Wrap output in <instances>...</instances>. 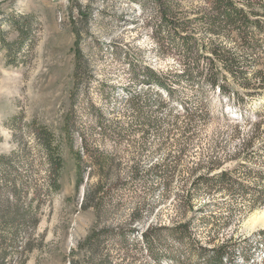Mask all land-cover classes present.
I'll use <instances>...</instances> for the list:
<instances>
[{
  "label": "rangeland",
  "instance_id": "374dc122",
  "mask_svg": "<svg viewBox=\"0 0 264 264\" xmlns=\"http://www.w3.org/2000/svg\"><path fill=\"white\" fill-rule=\"evenodd\" d=\"M257 1L264 4V0ZM184 2L190 17V10L203 5L198 0ZM258 8L262 10L264 5ZM80 11L90 13V17L85 19ZM23 14L32 17L29 39L20 48L13 19L19 20ZM1 15L6 17L0 21V37L8 47L0 43V154L28 153L31 165L22 172L23 178L16 179V192L0 187V264H155L132 234L123 247L104 237L93 251L85 247L86 239L93 231H101L104 236L111 230L130 229L137 234L154 226L193 218L196 221L210 213L228 215L230 222L213 235L208 233L210 225L195 226L196 236L204 245L210 247L232 237L235 240L229 243L226 264H264V238L257 234L262 229L246 227L249 216L264 208V202L240 207L239 193H212L195 199L193 209L184 218L180 206L187 199L195 173H205L211 159L233 168L246 154H251L252 162H256L252 167L256 170L252 175L254 193L264 199V80H256L250 88L251 103L242 109L248 112L246 119L240 118L239 108L220 96L214 99V114L223 108L229 121L215 114L189 138L179 130L169 136L165 132L166 121L157 130L141 132L127 125V88L163 95L159 89L132 82L129 60L157 72L176 68L171 58L157 55L151 27L144 23L148 11L140 10L132 0H0ZM76 43L86 64L81 66L79 79ZM226 44L234 47L231 42ZM256 67L264 75L263 54L258 56ZM192 90V86L184 85L181 98L188 101ZM240 91L244 94V90ZM92 107L98 113L118 118L129 128L127 135L118 140L99 134ZM32 122L36 127L46 125L59 144L63 167L56 191L46 192L43 188L45 157L30 133ZM83 137L92 149L113 155L115 166L109 173L108 186L129 179L134 164L146 170L167 154L180 155L179 172L164 197L159 195L158 182L151 177L146 187L139 182L118 187L106 207L107 215L98 218L92 207H81L84 191L99 180L83 157V182L78 184L76 153L82 150ZM195 168L198 169L194 173ZM205 202L209 208L198 210ZM136 208L143 222L133 221ZM16 211L30 217V221L23 224L17 220L12 225L1 222ZM209 240L214 244L207 243ZM167 247L177 248L171 240ZM245 249L249 259L244 257Z\"/></svg>",
  "mask_w": 264,
  "mask_h": 264
},
{
  "label": "trees",
  "instance_id": "16d2710c",
  "mask_svg": "<svg viewBox=\"0 0 264 264\" xmlns=\"http://www.w3.org/2000/svg\"><path fill=\"white\" fill-rule=\"evenodd\" d=\"M132 1L138 4L140 10L149 13L144 23L151 27L157 55L171 58L175 61L176 68L167 72H157L149 67H142L138 61L129 60L128 72L132 82L140 83L144 87L146 85L149 89H159L163 96L137 91L132 87L127 88L125 97L129 108L127 125L139 128L138 130L143 132L147 129L157 130L158 126L166 121L168 128L165 132L169 136L179 130L185 136L189 135L187 136L189 138L197 127L205 125L216 115L225 121L231 119L223 108L214 114V99L220 96L231 101L233 107L239 108L240 118L246 119L248 112L242 109L251 103L250 96L253 91L250 88L256 85V80H264L261 69L256 67L258 56L264 55V8L263 11L258 8L264 4L260 5L257 0H198L202 1L203 5L196 7L194 11L190 10L193 12V16L190 17L189 11L185 10L188 6L184 0ZM79 13L85 19L90 17V13L83 11ZM5 17L1 15L0 21ZM19 17V20H13L16 21L14 24L18 31V45L21 48L29 39L32 16L23 14ZM196 23H199V26L195 25ZM76 35L79 36V33L76 32ZM226 42L233 43L234 47L227 46ZM0 43L8 47L3 37H0ZM75 57L78 60L76 74L78 72L79 79L83 73L81 66L84 67L86 64L78 44ZM184 85L193 88L188 101L180 96V89ZM240 89L244 90V94ZM189 101L192 103L188 104ZM92 108L99 134L118 140L127 135L129 128L118 118L108 117L101 111L98 113V109ZM160 112L164 113V117L159 116ZM30 126V133L37 141L36 148L45 157L47 174L43 179L45 182L43 188L46 192L56 191L63 167L59 144L46 125L36 127L32 122ZM249 145L247 144L246 148ZM81 149L76 153L78 184L83 182L81 177L83 157L88 159L91 173L99 179L84 191L81 207L84 209L92 207L98 218L107 215L106 207L113 200L112 193L124 184L132 185L139 182L146 187L148 178L151 177L158 182L161 190L159 195L164 197L168 193L167 186L175 181L181 163L180 155L167 154L160 162L148 166L146 170L134 164L129 179L118 180L108 186L109 173L115 166L113 155L97 148L92 149L85 137L82 138ZM241 157L242 161L238 167L225 168L214 158L210 160L205 173H195L198 168L193 170L195 177L190 183L187 199L180 205L183 208V211L181 209L183 218L193 209L195 199L212 193L224 192L228 196L239 193L242 199L238 203L240 207L246 206L247 203L254 207L264 202L263 197L254 193L256 186L252 175L256 170L252 167L256 162H252L253 156L246 154ZM30 165L28 153L23 155L12 153L11 156L0 154V187L16 192V179L23 178L22 172ZM208 203L200 205L198 210L209 208ZM132 216L133 221L143 222L139 209L136 208ZM17 220L26 224L30 217L16 211L13 216L1 219V222L12 225ZM229 222L228 215L210 213L206 217H197L196 221L193 218L169 226L159 228L154 226L137 234L132 233L133 230L130 229L111 230V233L104 236L101 231H93L86 239L85 247L93 251L104 237L123 247L131 239L129 235L132 234L155 264H226L230 252L229 243L235 239L229 237L220 244H214L209 240L207 243L212 242L214 245L208 247V244L204 245L196 236L194 227L210 225L208 233L213 235L218 233L222 225L224 227ZM257 234L264 238V230L258 231ZM169 240L176 244L175 250L167 247ZM156 247L162 249L157 251ZM244 257L250 258L246 249Z\"/></svg>",
  "mask_w": 264,
  "mask_h": 264
},
{
  "label": "bare ground",
  "instance_id": "6f19581e",
  "mask_svg": "<svg viewBox=\"0 0 264 264\" xmlns=\"http://www.w3.org/2000/svg\"><path fill=\"white\" fill-rule=\"evenodd\" d=\"M259 226H264V208L254 211V213L249 216L246 222V227L248 230H255L259 228Z\"/></svg>",
  "mask_w": 264,
  "mask_h": 264
},
{
  "label": "water",
  "instance_id": "95a60500",
  "mask_svg": "<svg viewBox=\"0 0 264 264\" xmlns=\"http://www.w3.org/2000/svg\"><path fill=\"white\" fill-rule=\"evenodd\" d=\"M257 229H262V230H264V226H263V227H260V228H257Z\"/></svg>",
  "mask_w": 264,
  "mask_h": 264
}]
</instances>
